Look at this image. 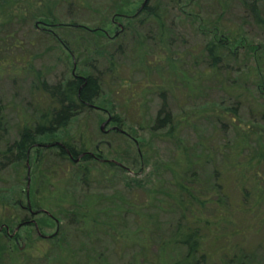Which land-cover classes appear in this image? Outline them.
<instances>
[{
  "label": "rangeland",
  "instance_id": "1",
  "mask_svg": "<svg viewBox=\"0 0 264 264\" xmlns=\"http://www.w3.org/2000/svg\"><path fill=\"white\" fill-rule=\"evenodd\" d=\"M117 1L119 8L122 7V13L110 18L115 24L111 25L109 22L104 33L100 35L106 42L111 41L115 45L121 43L122 53H116L115 67L118 68L121 78L130 77L128 79L133 83V88L135 85L139 88H134L133 97L128 95L122 97L123 100H117L115 97L124 96V91L117 94L119 89L116 84L120 79L112 74L108 75L103 83V90L108 98H111L112 91L114 99L118 101L115 102L116 110L112 112L102 105L94 112L84 113L61 133L47 135L37 141L40 150L45 149L42 147L52 146L50 149L53 152H49L48 148L44 154L47 164L50 160L48 166L58 162L49 155L60 152V144L69 142L78 147L82 136L86 140L85 155L94 157L95 161L102 155L107 160L121 161L123 167L131 168V174L114 170L107 181L100 178V168L95 166L96 173L92 176V184H73L78 187V197L87 193L97 199L101 196L109 197L117 204L118 214L113 226L107 222L111 225L110 231L104 236L94 235L96 237L92 238L91 243H87L86 238L78 231L66 228L67 234L69 231L67 240L71 243L70 249L76 258V261H69L68 253L50 254L49 251L55 249L56 244L42 243L37 238L39 232L44 236L59 232L62 223L58 219L66 208V204L60 205L55 198L57 195L50 196L54 192L51 185L55 182L47 177L43 167L39 169L40 166L35 161L37 150L31 153V158L25 164L15 163L14 157L3 158V153L18 139L23 121L38 117L31 108L33 98L30 92L32 85L36 84L38 89L40 86L33 73L22 71L24 68L33 66L36 70L44 72L42 80L56 84L65 77L84 76L85 66L90 72L99 74L109 63L103 47L97 48L98 53L94 55L92 51L95 48L88 47L92 41L91 37L76 35L74 32L65 40L70 44L76 41L81 43V51L85 55L65 53L59 45L49 41L41 33L51 29L46 17L54 14L57 20L67 23L80 21L81 24L77 23L78 25L88 28L89 21L99 20L102 16L101 10L105 7L111 8ZM225 1L227 0H195L196 12L210 21L219 19L220 14L224 12L220 21L222 27L228 29L231 34L241 33L248 37L264 53V28L255 25L250 13L243 8L239 0H228L227 3ZM146 2L147 0H125L124 6V2L120 0H0V137H3L0 141V230L14 231L18 239H8L0 232V264H173L176 260L184 258L187 247L172 245V241L179 233V227L182 225V228L186 224V216H183L185 211L179 210L176 205L175 196L178 194L175 183H179L178 179L182 180L184 176L183 171L186 170L182 163L187 158L198 160L200 163L198 167L193 165L189 172L186 171V178L195 175V181L190 185H193V193L201 200L206 199L202 190L207 188L208 184L214 186L219 183L214 178L215 174L221 184L227 185L229 202H241L244 190L251 191L249 188L252 183L249 178L253 172L249 169L241 171L238 168L237 175L234 176V165L225 163L221 155L228 146H237L239 133L242 132L229 118H220L219 115L224 108L234 107L237 100L233 97L234 90L230 91L232 83L226 80L228 78L224 71L221 76L212 79L203 75L205 67L207 68V59L201 56L205 40L196 25L179 21L177 11L180 8L170 2L167 18L172 27L167 32L170 33L172 45L167 39L158 46L159 41L155 34H149L150 29L155 33V29L151 27H144L136 35H127L121 42L116 39L119 32L128 27L126 25L138 15L139 8ZM261 7L264 14V0ZM112 46L109 47L111 52ZM156 46L160 48L157 50ZM144 51L149 55L148 59L152 65L158 66L159 70H152L150 73L144 70L141 57ZM168 60L173 61L177 77ZM229 63L230 67L235 69L236 64L230 61ZM93 66L94 68H89ZM173 77L181 83L175 82V86H172L170 83ZM247 101L251 102L243 99L239 103L240 106L245 104L240 109L243 128H247L251 120L256 119L251 115ZM124 102H128L125 108L121 106ZM164 104L166 111L172 114L180 145L174 141L154 139L150 135L152 122ZM113 115L126 122L122 127L126 134L122 138L115 136L113 132H105L113 131L114 127L118 129L116 122L110 123L104 132L101 131L102 124L109 119L111 121ZM167 131L162 130L161 133L164 135ZM99 146L100 149L97 150ZM226 151L232 153L231 150ZM121 155L126 158L125 161H122ZM144 160L151 162V166L145 171V166L142 165ZM156 163L161 165L159 170ZM138 167L143 168L139 174L136 172ZM243 175H248L247 180L251 184L242 181ZM126 177H136L141 185L130 183L126 186ZM158 178L161 181H158ZM185 181V185L189 186V182ZM28 207L35 215L43 214L31 216L29 211L24 209ZM197 211L200 210L192 207L189 209L190 213ZM96 213H99L98 217L103 222L101 212ZM211 213L206 210L204 219L212 221ZM186 214L191 217L188 212ZM233 217L236 218V215ZM24 218L27 220L24 221ZM4 225L6 226L3 228ZM252 234L248 236L247 246L253 244L255 247H261L259 244H264V230L261 229L257 237L255 233ZM205 236L209 238L206 234ZM230 240L233 243L240 241L238 236ZM223 245L226 246V243ZM51 246L54 247L50 249ZM212 248L213 245L206 242V251L210 252ZM255 255L260 260L258 264H264V252L261 248ZM199 257L200 255L196 259Z\"/></svg>",
  "mask_w": 264,
  "mask_h": 264
},
{
  "label": "trees",
  "instance_id": "2",
  "mask_svg": "<svg viewBox=\"0 0 264 264\" xmlns=\"http://www.w3.org/2000/svg\"><path fill=\"white\" fill-rule=\"evenodd\" d=\"M120 1H123L125 6V0ZM227 1L225 2L227 3ZM170 2H174V5L180 8L177 11V19L181 22L186 21L194 26L196 25V29L205 40L202 49L203 54L201 56L207 59V68L205 67L203 75L209 76L212 79L221 76L224 71L228 78L226 80L230 84L232 83L230 91L232 92L234 90L232 93L235 100H237V104L234 107L224 108V111H221L219 115L220 118L223 116L227 119L229 118L232 123H235L236 127L238 126V128L242 129V132L240 131L239 133L237 146L233 145L234 148L228 146L221 153L223 161L234 165V176L237 175L238 168L241 171H243L242 169L244 171L249 169L250 172H253L250 178L248 175L241 177L244 183H250L247 180L248 178L252 183H250L251 187L249 188L251 191L245 192L244 190L241 202L236 200V202H229V189L226 187L227 185L224 186V184L220 183L216 174L214 178L219 183L214 186L208 184V187L202 190L205 192L206 199L201 200L199 196L193 193V185H190L191 182L195 181V175L193 174L191 177L186 178L191 166L195 165L198 167L200 163L198 160L192 161L188 158L186 161L184 160L182 165H184V170L187 172L183 171L184 176L182 180L178 179L179 183H175L176 194H178L175 197L177 199L176 205L179 207L178 209L185 211L183 212V214L185 213L183 216H186L184 217L186 218V224L182 228H180L182 225L179 227V233L173 239L172 245L186 246L187 254L184 258L176 260L173 264H258L260 260L255 254L260 248L264 252V244L260 243L259 245L261 247H255L251 244L249 248L247 246V240L252 232L257 237L260 235V230H264V53L248 37L241 33L237 35L231 34L228 29L222 27L220 21L224 12L220 14L219 19L214 21L204 19L200 13L196 12L197 2L195 0H147L139 8L138 15L130 20V23L126 25L128 27L119 32L116 39L121 42L127 35L134 33L136 35L144 27H151L155 29V33L149 28V34H155V38L159 41L158 46H161L162 44L160 43L167 39L170 40L169 42L172 45L173 41L169 35L170 33L167 32L172 27L168 23L167 18V8ZM239 2L250 13L255 25L259 28H264V14L261 7L262 0H239ZM118 3L119 1L114 2L111 8L105 7L102 9L101 18L99 20L89 21L87 23V25H90L88 28L78 25L81 24L80 21L67 23L57 20L54 14H49L46 17L50 22L48 25L51 29L50 31L41 33L49 41L59 45L65 53L85 55L81 51L83 50L80 45L81 43L76 41L70 44L65 40L74 32L76 35L91 37L90 39L92 41L88 44V47L90 49L95 48L92 51L94 55L98 53L97 48L100 49L103 47L102 50L107 56L109 63L99 74L90 72L85 66L83 67L85 71L84 76L74 75L65 77L56 84H49L45 79L42 80V77H44L43 71L36 70L33 66L24 68L22 71H27L28 74L33 73L40 86L38 89L36 88V84L32 85L30 92L33 98L31 108L34 109L38 117L28 121L23 119L24 125L19 133L18 139L10 144L3 153V158L8 159L10 157L13 159L14 157L15 163L25 164L31 158V153L34 150L38 151L35 152L37 154L35 155V161L40 166L39 169L43 167L45 174L48 175L47 177L55 182L54 185H51L54 192L50 196L57 195L55 198L58 199L60 205L61 203L66 204V208L58 219L62 223L59 227V232H56L49 239L44 238V235H42L43 237L38 235L37 238L42 243L56 244L55 249H52L54 246H51L50 249L52 250L49 251L50 254L58 255L60 253H68L69 261H76V258L70 249L71 243L67 240L69 231L67 234L66 228H73L81 233L83 238H86L87 243H91L92 238L96 237L94 235L98 236L99 234V236H104L106 232L110 231L111 225L114 224L113 222L118 214L117 204L112 202L109 197L105 198L101 196L97 199L90 196L89 193L81 194L78 197V187L73 184L81 182H83L82 186L84 184H92V176L96 173L95 166L100 168V178L102 177L107 181H109V177L114 170L131 174V168L129 166L127 168L118 166L109 160L103 163L101 160L107 159L103 158L102 155L99 156L100 159L98 161H95L92 156L85 155L87 153L86 140L82 136L80 137L78 147L73 146L69 142L60 144V152L49 155L58 162L48 166L50 160H48L47 164V157L44 154L48 148L49 152L52 151L50 149L52 146L40 150L39 148L41 147L37 141L41 137L61 133L73 121L81 118L80 116L84 113L94 112L97 108L100 109L102 105L112 110V112L116 110L117 106L115 102L118 103V101L114 99L112 91H110L111 98H108L107 93L103 90V83L108 75L112 74L113 77L120 79V82L116 84V87L119 89L117 90V94H122L124 91V96L115 97L117 100H123L122 97L128 95L133 97L134 91L139 88L135 85L134 90L133 83L128 79L130 77L126 79L124 77L121 78L120 74H118V68L115 67V55L116 53H122L121 48L123 46L121 43L115 45L111 41L106 42V39L100 35V33H104L109 22L111 25L115 24L113 21H110V18L122 13V7L119 8L120 4ZM207 31L209 34H207ZM110 43L114 46L110 45ZM110 46L113 47V52L109 50ZM159 48L157 47V50ZM125 52L123 51V53ZM92 53L90 52V54ZM148 56L145 51L141 53L144 70L148 73L152 72V70H159L158 66L155 67L152 65ZM168 61L171 70L174 72L175 65H173V61ZM229 61L236 64L235 66L233 65L235 69L230 67L231 64ZM196 64L197 60H195ZM89 68H94V66ZM233 75L234 77L236 76V79H234ZM172 80L170 83L172 86H175V82L181 83L175 77ZM243 99L251 100V102L247 101V103L249 104L250 112H252L251 115H254V118H256L253 121L251 120L247 128L241 126L242 121L240 120V109L245 104L241 103L242 105L240 106L239 103ZM124 100L126 99L124 98ZM119 104H121L120 101ZM127 104L128 102H124L121 106L125 108ZM112 118L113 122L118 123L120 129L118 128L116 131L111 132H115V136L122 138L126 134L122 130L126 122L116 115H113ZM173 122L172 114L166 111V104H164L150 127L151 137L154 139L174 141L180 145V140H178ZM162 130L168 131L163 135L161 133ZM105 136H108V134H105ZM2 140L3 137L1 136L0 141ZM226 150H231L232 153H227ZM123 157L122 155L120 156L122 161H125L126 158ZM117 162L122 164L121 161ZM85 163L87 165H84ZM142 163L140 161V164L145 166L144 171L151 166L149 160H144ZM46 166H48L47 170ZM140 167L136 171L137 174L143 170ZM156 168L157 170L161 168L160 163H156ZM166 170L168 171L169 169ZM158 179V181H161L160 178ZM185 180L189 182V186L185 185ZM124 181L126 186L130 185V183L131 185L132 183L138 186L141 185L139 179L136 177H126ZM212 199H216V201ZM190 207L193 209L198 208L200 211L196 213L192 212V214L189 212ZM206 210L212 212L210 214V217H213L212 221L204 219L203 215H205L204 212ZM97 211L101 212L100 216L103 217V222L100 221L101 218L98 217L99 213L97 214ZM186 212L191 217H187ZM233 215H236V218ZM23 220L26 221L25 218ZM107 222H110L111 225ZM99 231H102V233L100 234ZM204 231L209 237V240L206 238ZM3 234L4 236L6 235V229H3ZM237 236L240 241L236 243L231 242L230 239L236 238ZM206 242L213 245L210 252H207L205 249ZM224 243H226V246L223 245ZM198 255L200 257L196 259Z\"/></svg>",
  "mask_w": 264,
  "mask_h": 264
},
{
  "label": "flooded vegetation",
  "instance_id": "3",
  "mask_svg": "<svg viewBox=\"0 0 264 264\" xmlns=\"http://www.w3.org/2000/svg\"><path fill=\"white\" fill-rule=\"evenodd\" d=\"M110 123H114L113 122V118L111 119V122ZM116 129H117V127H114L113 128V131H116ZM109 132H111L110 130H108V132H106V133H109ZM113 133H115V132H113ZM47 147H49V146H47ZM43 148H45V147H43ZM100 149V146L99 147H97V150H99ZM25 210L27 209L28 211H29V213H30V215L31 216H34L35 214V212H33V210L30 208V207H28V208H24ZM41 214H43V213H41ZM40 213L39 214H37L36 213V215L35 216H39V215H41ZM26 220H27V218H26ZM30 225H32L31 223H29ZM7 230V229H6ZM1 233H3V230L1 231ZM17 234H14V231H11V230H9V231H6V237L8 238V239H14L15 241H17L18 239L16 238L17 236H16Z\"/></svg>",
  "mask_w": 264,
  "mask_h": 264
},
{
  "label": "water",
  "instance_id": "4",
  "mask_svg": "<svg viewBox=\"0 0 264 264\" xmlns=\"http://www.w3.org/2000/svg\"><path fill=\"white\" fill-rule=\"evenodd\" d=\"M110 119L108 120V121H106V122H104L103 124H102V126H101V131L102 132H104L105 131V128L110 124ZM78 161V160H77ZM113 163H116V164H118V165H121L120 163H117V162H115V161H112ZM35 223V222H34ZM36 225V224H35ZM37 231H39V230H37ZM40 233V232H39Z\"/></svg>",
  "mask_w": 264,
  "mask_h": 264
}]
</instances>
